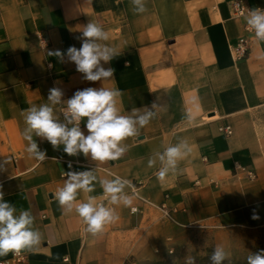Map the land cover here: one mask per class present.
Wrapping results in <instances>:
<instances>
[{
  "label": "crops",
  "instance_id": "0c3cea01",
  "mask_svg": "<svg viewBox=\"0 0 264 264\" xmlns=\"http://www.w3.org/2000/svg\"><path fill=\"white\" fill-rule=\"evenodd\" d=\"M235 1L147 0V11L137 14L131 0H0V186L16 215L32 213L33 228L41 234V243L14 264H126L201 234L264 227V42L245 30L248 11L264 9V0H238L247 9L238 16ZM91 21L121 53L102 62L114 69L110 80H85L66 56L69 47H81L77 37ZM241 35L249 38L248 50L236 60L231 46ZM56 50L65 54L63 62L48 55ZM53 87L63 93L60 104L50 105L60 122L59 106L88 87L122 91L121 115L147 109L155 116L138 137L124 142L128 151L117 161L69 156L63 145L54 150L33 134L47 155L37 161L25 150L21 112L49 103ZM86 122L80 127L88 135ZM224 126L229 134L220 129ZM182 141L191 146L190 155L179 162L177 174L160 181L156 154ZM149 157L156 159L153 168ZM69 171L97 177L94 191H79L77 202L94 196L117 208L119 220L102 234L87 233L75 211L62 210L55 200ZM117 176L134 186L124 191L135 192V213L103 195L98 181ZM254 212L259 219L252 218Z\"/></svg>",
  "mask_w": 264,
  "mask_h": 264
},
{
  "label": "clouds",
  "instance_id": "9594fccd",
  "mask_svg": "<svg viewBox=\"0 0 264 264\" xmlns=\"http://www.w3.org/2000/svg\"><path fill=\"white\" fill-rule=\"evenodd\" d=\"M146 3L147 0H131L134 13H145ZM245 22L255 40L264 42V9L249 10ZM77 38L82 40L81 47L77 49L71 46L66 52L68 60L76 65V70L83 73L84 79L90 82L112 79L114 69L105 68L102 62L108 64L121 53L106 43L110 39L108 32L100 24L91 21L83 26L81 36ZM102 41L105 43L101 44ZM48 55L57 57L61 62L65 56L59 50L51 51ZM122 95V91L118 89L105 87L78 90L67 100L64 122H60L50 105L60 104L63 93L57 87L51 88L49 103L31 105L21 112L26 125L21 135L27 142L25 149L27 154L37 161L42 162L47 159L46 150H40L39 145L33 140L34 134L47 140L54 150L63 145V151L69 156L82 153L85 157L91 156L92 160L101 163L121 159L129 148L124 142L128 138L138 137L139 130L145 128L155 116L153 111L147 109L143 114L133 109L131 115H121L118 98ZM186 116L189 120L195 118L191 111L186 113ZM84 118L87 120L85 127L88 135H85L80 127V122ZM191 151L189 143L182 141L167 147L162 153H157L162 165L156 172L157 178L164 181L170 175L177 174L180 171L179 162L188 157ZM155 165L156 159L149 157L147 166L153 168ZM66 175L67 179L63 186L58 187L53 196L62 210L66 209L68 213L75 211L83 221L87 233L95 237L102 234L106 226L119 220L117 208L97 203V198L94 196H88L86 202H77L79 191L84 193L94 191L97 177L91 171H69ZM98 182L103 188L104 197L110 198V204L130 208L132 213L137 211L133 206L135 192L128 195L124 191L126 187L134 188L131 181L117 176L114 179H103ZM16 211L15 206L5 201L0 186V257L9 253L18 255L31 251L34 246L41 243L39 230L33 228L35 218L32 213L29 210H21L19 215H16ZM252 218L259 219V216L254 212ZM225 258L224 250L217 247L212 255L213 264H222ZM247 260L248 264H264V250L248 256ZM188 264H194V260L188 258Z\"/></svg>",
  "mask_w": 264,
  "mask_h": 264
},
{
  "label": "rangeland",
  "instance_id": "374dc122",
  "mask_svg": "<svg viewBox=\"0 0 264 264\" xmlns=\"http://www.w3.org/2000/svg\"><path fill=\"white\" fill-rule=\"evenodd\" d=\"M217 247L226 254L222 264H248V256L264 250V227L227 235L201 234L195 239L172 245L165 253L151 259H129L126 264H188V258H192L194 264H213L212 255ZM153 253L159 254L160 251L154 250Z\"/></svg>",
  "mask_w": 264,
  "mask_h": 264
},
{
  "label": "built area",
  "instance_id": "2783aa9c",
  "mask_svg": "<svg viewBox=\"0 0 264 264\" xmlns=\"http://www.w3.org/2000/svg\"><path fill=\"white\" fill-rule=\"evenodd\" d=\"M233 9H234L233 10L234 15H236V16L244 14L247 11L246 7L243 6L241 4V2L238 1V0L233 3ZM245 30L248 33H250L248 31V29H247V26H245ZM250 34H252V33H250ZM248 42H249V38H248L247 35H241V36H239L237 38V40L234 43V45L231 46V52H232V55H233L234 59H236V60L237 59H241V58H243L246 55L247 50H248ZM66 107H67V104L59 106L60 114H61L62 117H64V111H65ZM220 129L222 131H224L226 134H229L230 131H231L229 126H224V127H221ZM248 175H251L250 172H248ZM158 208L160 209V211L162 212V214L166 218L172 219L169 210H167L165 208L164 204H160L158 206ZM24 257H25L24 256V252H22L21 254H18V255H14V254L11 253L9 257L0 260V264L19 263V262H22L24 260Z\"/></svg>",
  "mask_w": 264,
  "mask_h": 264
}]
</instances>
